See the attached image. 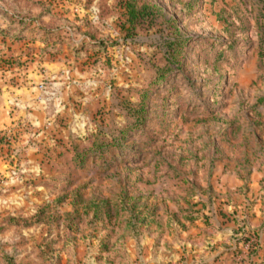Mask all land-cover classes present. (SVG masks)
<instances>
[{"label": "rangeland", "instance_id": "rangeland-1", "mask_svg": "<svg viewBox=\"0 0 264 264\" xmlns=\"http://www.w3.org/2000/svg\"><path fill=\"white\" fill-rule=\"evenodd\" d=\"M141 89L142 126L75 156L86 134H119ZM263 143L264 0H0V264H62L74 240L121 250L127 229L105 238L90 202L134 201L160 228L177 201L236 187Z\"/></svg>", "mask_w": 264, "mask_h": 264}, {"label": "crops", "instance_id": "crops-1", "mask_svg": "<svg viewBox=\"0 0 264 264\" xmlns=\"http://www.w3.org/2000/svg\"><path fill=\"white\" fill-rule=\"evenodd\" d=\"M64 92L62 88L61 95ZM24 98L20 97V102H27ZM29 100L35 102L32 97ZM32 119L36 124L44 122L40 117ZM231 171L237 177L236 187H218L207 200L198 193L191 203L177 201L172 211L164 212L160 228L146 227L149 218L140 215L145 220L127 230L128 244H121V250L101 240L99 248L91 255L87 245L78 249L74 240L68 245L62 264H264V249L249 260L246 246L239 240L242 234L250 233L264 244V164L254 167L248 177H240L234 167ZM241 191L242 199L237 197ZM188 211L192 218L184 215ZM173 216L182 226L178 231L170 230V223L167 225L166 219L170 222ZM97 230L104 232L101 228ZM109 247L110 256L100 255ZM236 247L241 250L237 255L233 253ZM22 264L39 263L27 259Z\"/></svg>", "mask_w": 264, "mask_h": 264}, {"label": "trees", "instance_id": "trees-1", "mask_svg": "<svg viewBox=\"0 0 264 264\" xmlns=\"http://www.w3.org/2000/svg\"><path fill=\"white\" fill-rule=\"evenodd\" d=\"M128 13L130 18H137L139 15L144 16L146 14L144 9L138 10L133 6H128ZM41 32L43 33H41L40 39L46 48L55 50L59 47L61 39L55 34V31L43 30ZM20 36L23 37V35ZM84 43L91 44L95 47H101L100 41H97L93 38L90 40L83 39L81 44L83 45ZM166 60V67L170 68V65H172L178 59L175 56H167ZM145 96L146 89H141V91L138 93V99L136 101H128L127 109L131 112L132 118L119 129V134H112V136L99 134L91 136L86 134L83 140L85 142L81 140L78 144L73 145L72 149L74 150V155L83 159L88 151L97 153L98 151H101L103 147H108L109 145L114 146L115 144L119 143V140L125 137L128 132L132 131L133 129L140 128L143 121L145 120L144 114L146 109L143 102ZM249 156L250 157H242V161L236 162L234 165V170L240 177H248L254 167L259 168L262 164H264V143L257 147L255 151H252ZM89 205L91 206L93 213L92 218L86 220L100 222L101 225L98 228L105 230L107 229L105 238L114 236L116 234V230L123 228V226H125L127 230L132 229L136 222L142 223L145 220V217H140V210L137 209L134 201L130 203V207L128 206L127 202L122 200L110 204L104 203L103 205L90 202ZM191 205L192 204H190V206ZM180 211L186 212V210L182 209H180ZM184 215L188 218L193 217V215L189 214V211ZM73 217H75V214ZM47 218L50 219V217ZM77 219L81 218L77 217ZM110 221L116 225L117 229L113 228V226H111L109 229L107 228L108 224H110ZM240 230L242 232V229ZM239 240L242 241L245 246L247 243L246 258L249 260L251 259V256L257 255L259 250L264 249V244H260L256 235L251 236L250 233L242 234ZM233 253L237 255L241 253V250L236 247L233 249Z\"/></svg>", "mask_w": 264, "mask_h": 264}, {"label": "built area", "instance_id": "built-area-1", "mask_svg": "<svg viewBox=\"0 0 264 264\" xmlns=\"http://www.w3.org/2000/svg\"><path fill=\"white\" fill-rule=\"evenodd\" d=\"M246 246H247V243H246Z\"/></svg>", "mask_w": 264, "mask_h": 264}]
</instances>
